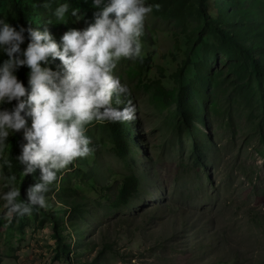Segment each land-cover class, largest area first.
<instances>
[{"label":"rangeland","instance_id":"obj_1","mask_svg":"<svg viewBox=\"0 0 264 264\" xmlns=\"http://www.w3.org/2000/svg\"><path fill=\"white\" fill-rule=\"evenodd\" d=\"M62 2L30 0L57 38L92 21L79 5V19L57 21L52 9ZM203 5L205 20L199 0L179 12L153 7L143 55L113 70L131 89L135 112L118 120L124 156L108 124L93 121L86 126L93 151L58 173L47 210L8 221L0 201V264H264V85L238 43L211 29L224 20L235 40L243 30L261 38L264 0ZM11 15L0 0V16L14 25ZM179 103L192 113L188 122ZM11 146L0 153V191ZM128 176L138 179L137 191L116 206Z\"/></svg>","mask_w":264,"mask_h":264},{"label":"clouds","instance_id":"obj_2","mask_svg":"<svg viewBox=\"0 0 264 264\" xmlns=\"http://www.w3.org/2000/svg\"><path fill=\"white\" fill-rule=\"evenodd\" d=\"M92 4V21L84 28H68L59 40L47 26L34 27L29 20L13 25L0 16V56L6 57L0 59V153L10 135L21 133L24 142L15 158L24 165L23 175L39 169L25 199H18L14 174L3 178L6 190L0 191V201L8 221L49 208L45 194L58 173L93 151L86 126L134 118L131 89L113 70L122 58L143 55L145 20L159 5L145 0ZM77 13L68 0L52 9L60 22L66 14L79 19ZM21 67L27 69L26 84L17 75Z\"/></svg>","mask_w":264,"mask_h":264},{"label":"trees","instance_id":"obj_3","mask_svg":"<svg viewBox=\"0 0 264 264\" xmlns=\"http://www.w3.org/2000/svg\"><path fill=\"white\" fill-rule=\"evenodd\" d=\"M153 3L160 5L163 9L168 10V6L172 5L175 11L179 12L183 10V4L186 0H151ZM200 6H198L199 14L206 19L208 14L205 12L204 1L199 0ZM9 8L11 10V16L15 19L14 25L19 22L20 24H25L26 20L31 21L34 27H45L47 26L50 32L53 34L54 38L59 40L57 36L54 34V28L48 25L46 22L41 21L38 18V15L35 14L34 7L30 4V0H8ZM70 7H75L77 5L87 8V18L92 20V13L95 10V6L92 4V0H68ZM102 6V5H101ZM213 19V18H212ZM225 23L223 20L222 22L219 20L218 23L212 24L211 29L218 34L220 39L225 42H233L238 43V47L241 50L243 56L248 59L250 64L251 70L255 76V79L259 85H264V35L261 38H256V35L250 33L246 30L242 31V38L234 39L233 35L230 33L232 30H225L222 28V25ZM227 24V23H226ZM27 41H25V44ZM24 44H22V47ZM253 54H258L259 58H254ZM6 58L0 56V59ZM58 63V61H57ZM26 72L27 69L25 67H21L18 72V77L26 84ZM182 92L179 93V98L181 97ZM14 103V101H13ZM179 113L184 122H188L190 118H192V113L185 108L181 107L179 103ZM108 124L113 140L120 151V155L124 156L127 153V145L124 143V135L125 132L120 129L118 126L117 121H105ZM24 142L22 140L21 133H15L10 135L8 138L7 145L12 144V146L8 150V154L6 158L1 162L2 170L7 171L9 174H14L16 179L21 178L20 184V199H25V189L32 183H35V178L37 177L38 168L34 170L33 173L23 175L22 169L24 165L20 164L16 160V155L19 153L20 148L19 144ZM5 160L10 161V167L4 163ZM138 188V179L134 176H128L124 179L122 186L119 188L115 200L116 206L125 205L128 203L130 197L137 191ZM61 208H57V211H60ZM53 213H56L54 211ZM55 228V227H54ZM56 229V228H55ZM58 237V236H56Z\"/></svg>","mask_w":264,"mask_h":264}]
</instances>
